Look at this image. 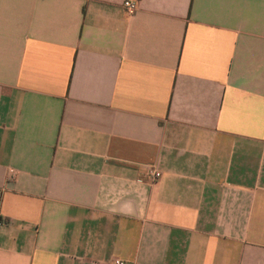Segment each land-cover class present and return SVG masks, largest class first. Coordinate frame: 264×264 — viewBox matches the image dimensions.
<instances>
[{"label": "crops", "instance_id": "1", "mask_svg": "<svg viewBox=\"0 0 264 264\" xmlns=\"http://www.w3.org/2000/svg\"><path fill=\"white\" fill-rule=\"evenodd\" d=\"M124 1L0 0V264H264V0Z\"/></svg>", "mask_w": 264, "mask_h": 264}, {"label": "built area", "instance_id": "2", "mask_svg": "<svg viewBox=\"0 0 264 264\" xmlns=\"http://www.w3.org/2000/svg\"><path fill=\"white\" fill-rule=\"evenodd\" d=\"M123 6L130 13H134L137 10V3L135 1H132V0H125L123 2ZM149 173H150V176L153 180L161 176V172L156 171V170H150ZM3 222H4V220H0V223H3ZM115 264H125V262L122 260H115Z\"/></svg>", "mask_w": 264, "mask_h": 264}]
</instances>
